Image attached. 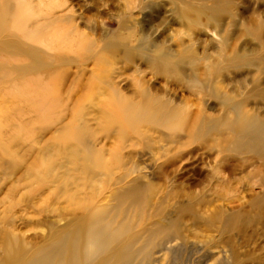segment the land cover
Returning <instances> with one entry per match:
<instances>
[{
    "label": "bare ground",
    "instance_id": "obj_1",
    "mask_svg": "<svg viewBox=\"0 0 264 264\" xmlns=\"http://www.w3.org/2000/svg\"><path fill=\"white\" fill-rule=\"evenodd\" d=\"M34 1L0 0V264L157 263V256L172 243L198 236L186 226V217L194 226L220 235L241 234L256 225L264 228V110L258 103L255 111L245 110L248 100H263L264 65L258 63L264 64V52L251 58L257 74L238 103L214 81L221 62L235 65L246 56L233 43L224 55L228 35L213 47L214 56L206 50L197 56L193 40L186 44L181 35L177 50L152 43L147 35L132 46V18L118 20L109 37L90 38L59 0ZM170 1L176 19L193 25L206 18L215 32L230 13V0L200 6L193 2L207 0ZM245 33L264 44L253 27ZM63 39L80 50L81 63L60 54ZM108 58L115 63L139 61L156 74L182 76L207 92L223 112L213 116L202 107L191 110L189 99L150 88L140 71L131 80L133 91L123 93L109 70L103 72ZM69 66L76 67L73 73ZM57 68L61 73L50 76ZM69 78L75 92L62 97ZM95 83L104 84L107 92L98 93L91 106L78 108L82 99L77 92ZM143 124L146 129L141 130ZM127 130L134 138L126 148ZM195 139L213 152L215 164L256 163L246 179L257 180L262 192L250 197L247 210L217 207L200 214L199 208L211 203L193 193H187L184 202L172 191L159 199L164 189L152 182V166L141 167V158L134 161L140 148L154 150V142H166L154 156L164 159L163 164L172 163L189 154H181V148ZM228 242L237 264L239 255Z\"/></svg>",
    "mask_w": 264,
    "mask_h": 264
},
{
    "label": "rangeland",
    "instance_id": "obj_2",
    "mask_svg": "<svg viewBox=\"0 0 264 264\" xmlns=\"http://www.w3.org/2000/svg\"><path fill=\"white\" fill-rule=\"evenodd\" d=\"M230 1V13L221 18L220 29H217V32L214 31L211 24H207L206 18H201L197 24L194 23L193 25L176 19L173 14L175 6L170 0H132L129 4L126 0H59L58 3L62 5L61 8H70L73 11V15L76 17V27L90 38L109 37L117 30L118 20L130 21L132 18L134 23L132 26L135 27L129 40L132 46L138 45L142 35H147L150 42H159L177 50V38L181 35L186 44H188L189 39L193 40L197 56L203 50L214 56L213 47L217 49L220 44V37L228 35L229 45L224 55H229V48L232 47L233 43L236 44L240 53L246 56L235 65L221 62V73L219 76H215L214 81L223 93L232 96L235 98V102L240 103L251 90L255 74H257V68L249 64L251 58L254 55H263L264 52V44H259L255 37L245 33V29L253 27L255 33L264 41V0ZM193 3L195 6H200L198 4L209 5L211 2L207 0ZM37 5L34 4V7ZM127 5L131 11L127 10ZM55 11L59 13L58 8ZM1 33L3 36L7 35V32L3 30ZM59 43L61 45L60 54L63 52L61 55L70 54L74 59L79 60V63L82 62L80 50L75 46H68L67 43H64V39ZM106 63L109 65L106 64L107 68L103 67V69L106 68L103 72L109 70L108 74L115 78L118 88L123 93L128 94L133 91L131 80L140 71L150 88L158 91L165 90L170 96L189 99L188 106L191 110L202 107L204 114L213 116H219L223 112L222 108L209 98L207 92L191 86L181 79L182 76L156 74L154 70L146 68L139 61L136 64L115 63L108 58ZM258 65L264 64L259 62ZM88 67H91L90 64ZM69 68L72 73L76 69L75 66H69ZM61 70H54L50 76H57ZM86 72L85 79L90 74V71ZM260 84L264 90V76ZM70 91L75 92L71 78L67 79L62 87V97ZM100 92H107V87L101 83H97V85L95 83L94 86L86 87L82 92H77L80 93L83 102L77 107H83L87 103L88 106H91V101ZM262 95L263 100H260L261 102L254 99L248 100L245 110L255 111L257 103L264 110V92ZM64 104H66L65 101L62 108H64ZM208 106L215 107V110H209ZM142 129H146L144 124L141 125ZM126 133L125 146L127 148L134 137L131 131L127 130ZM151 137L154 139L156 136ZM204 144L195 139L193 144L181 148V154L189 153L185 158L174 159L172 163L163 164L164 159L157 160L154 154H159L157 148L166 146V142H154V150L152 148H144L143 151H140L141 148L137 150L134 161L141 158V161L139 160L141 167L152 166V172L155 174L153 178L156 179H153L152 182L164 189V195L162 194L160 198L158 195L156 199L166 198L167 193L172 191L179 201L184 202V196L187 193H193L197 198H204L205 201L211 203V206L200 207L198 210L200 214L210 213L217 207L228 211L247 210L250 197L262 192L257 180L246 179V175L253 171L256 163L252 162L248 167H243L232 160L227 163L218 161L215 164L213 152L209 151ZM126 151H129V148ZM222 155L219 158L223 157ZM145 171L148 172L147 169ZM115 172L116 175H121L122 170L116 169ZM211 176L214 179L207 180ZM168 210L169 212L173 211L170 207ZM186 218V226L191 225V229H196L198 236L194 238L187 235V239L172 243L169 245L170 250L162 252L160 256H157L158 262L152 264H234L228 241H232L233 248L239 255L237 256L239 258L237 264H264V228L260 225L249 227L244 232H240L241 234L231 232L220 235L218 232H209L201 225L194 226L193 222L188 217Z\"/></svg>",
    "mask_w": 264,
    "mask_h": 264
}]
</instances>
